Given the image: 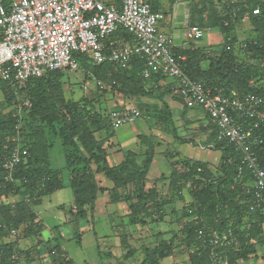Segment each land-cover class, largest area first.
Masks as SVG:
<instances>
[{"label":"trees","instance_id":"16d2710c","mask_svg":"<svg viewBox=\"0 0 264 264\" xmlns=\"http://www.w3.org/2000/svg\"><path fill=\"white\" fill-rule=\"evenodd\" d=\"M247 1V4L240 7L238 16H243L256 5L254 0ZM202 11L203 18L200 25L206 29L218 28L225 34L226 39L217 49H209V51L199 47H174L173 52L183 72L212 89L226 91L237 89L242 94L257 92L264 95V64L256 59L264 58V47L251 46L252 54L249 57L253 60L249 57H237L233 50L227 49L228 44L238 39L232 16L235 13L234 10L231 8L227 15L222 16L216 0H210V2L202 0ZM227 19L231 20L229 26L225 25ZM251 22L253 25L251 32L254 36L250 38L264 41V6L260 15L251 16ZM126 36L129 39L127 32ZM78 56L81 59L80 68L83 65L89 69V72L85 71V74L88 73L86 78L102 80L112 85V90L117 89L127 96L148 94V82L157 76H162V74L154 73L150 78H144L143 61L137 56L134 57L129 68H117L111 63L95 64L85 55ZM205 60L210 61L208 69H204L201 65ZM253 79L257 85L251 83ZM64 84L61 70L49 71L40 77H31L21 88L0 77V109H2L0 112V198L5 200L0 203V239L9 233L10 228H19L22 225L24 226L23 236L36 234V227L40 225L35 222L37 217L35 206L39 205L44 197L63 188L61 172L53 168L50 160V150L55 140L59 139L64 149L65 168L69 174L77 215L82 218L88 216L86 206L94 205L97 193L101 189L96 179V172L99 171H104L115 183L112 198L114 200L123 198L129 202L132 223L137 222V216L141 222H144L146 217L155 222L162 221L167 213L165 206L177 197L183 198L184 191L189 188L192 202L185 205V210L179 218L183 226L180 229L181 235L174 232L173 236L166 238L162 232L158 234L159 240L156 246L151 249L145 248V258L140 264H162L163 259L174 253L176 239H180L189 251L191 264H213L209 251L202 247L204 245L200 238L201 230L205 233L211 229L221 233L228 228L233 230L234 235L240 240V246L228 248L227 255L231 264H239L238 261L246 260L255 251V243L252 241L256 238L258 242L262 241L260 236L264 234V215L255 220L251 211L253 200H247L248 196H244L242 182L236 179L241 155L233 143L229 140H220L224 142L225 154L224 156L222 154L219 166L226 175L223 174L218 178L215 188L210 179L211 174L205 175L210 172L208 164L187 157L180 158L181 154L178 151L171 150L167 156L170 158L174 155L175 160L173 159L174 168L169 177L170 193L162 199V195L155 186H146V175L153 162L155 143L148 140V147L140 152L143 156L142 163L137 162V153L129 151L126 153V161L115 167L109 166L106 150L103 148L104 142L96 135L101 130H112L110 112L107 111V115H102L103 111H106L104 108H107L101 104L102 93L98 92L95 97L84 95L68 100ZM101 91L103 92L102 89ZM26 101L29 103L26 104ZM6 107H11L9 112H4ZM20 107L21 116L18 115ZM24 112H28V115L25 116ZM35 120L38 125L34 126L35 128L28 136L29 141H20L28 149L29 154L16 166L12 178H7L3 161L16 144L11 134L17 135L18 125H20V132H24L25 123L28 125V122ZM54 123L58 124V128H55ZM43 125L51 127L53 133L46 131ZM245 126L253 131L250 144L264 165V122L255 128L251 120H247ZM214 133L219 140L215 125ZM110 136L106 139L108 140ZM246 178L248 180L249 175ZM203 181L206 184L201 186ZM129 184L135 186L130 194L122 195L118 192V189ZM9 196H15L17 199L10 202ZM182 219H184L183 222ZM17 244V242L16 244L0 242V264H23L24 261H35L37 252L34 246L22 250ZM48 249L56 250V254L64 253L60 246H48ZM15 250L20 255L18 260L11 258ZM135 251V248H129L128 253L124 255L125 258L133 256ZM72 263L73 259L60 255L50 264Z\"/></svg>","mask_w":264,"mask_h":264},{"label":"built area","instance_id":"2783aa9c","mask_svg":"<svg viewBox=\"0 0 264 264\" xmlns=\"http://www.w3.org/2000/svg\"><path fill=\"white\" fill-rule=\"evenodd\" d=\"M254 1L256 5L243 16L238 14L247 0H216V4L222 16L227 15L231 8L234 10L232 16L236 32L240 24H245L252 31L251 16L260 15L264 6V0ZM152 2L0 0V77L21 88L31 77H40L49 71L79 69L78 55H85L95 64L111 63L117 68H129L134 57H139L143 61L144 78L157 73L176 79L173 94L201 107L217 128V138L229 140L236 146L241 155L236 179L243 182L249 175L248 180L253 181L251 209L259 208L264 213V165L250 144L253 131L245 126L247 120H251L255 128L264 122V95L257 92L242 94L237 89H212L186 75L173 52V36L159 28L165 13L156 10ZM230 24L231 20L227 19L225 25ZM121 30L127 32L132 41L114 39ZM205 32L206 29L197 24L189 27V36L193 40L202 39ZM251 46L264 47V41L250 37L237 39L228 44L227 49L233 50L239 58H246L252 54ZM94 80L102 90L113 89L102 80ZM89 83L85 82L83 87L88 88ZM251 83L257 85L255 79ZM18 115L21 116V107ZM139 117L140 112L135 105L122 106L110 112L113 128L134 123ZM17 128V135L13 138L16 144L3 161L7 178H12L16 166L29 154L18 138L20 125ZM8 199L15 201L12 196ZM4 201L0 198V203ZM23 230L24 227H12L9 234L19 238ZM200 238L213 264H231L227 250L240 246V240L231 228L222 233L216 229L207 233L201 230ZM11 258H20L17 250ZM23 264L36 262L24 261Z\"/></svg>","mask_w":264,"mask_h":264},{"label":"crops","instance_id":"0c3cea01","mask_svg":"<svg viewBox=\"0 0 264 264\" xmlns=\"http://www.w3.org/2000/svg\"><path fill=\"white\" fill-rule=\"evenodd\" d=\"M152 3L156 10L165 13V19L160 21L159 28L173 36L175 48L199 47L209 51V49H217L218 46L224 43L226 39L225 34L218 28L206 29L207 32L205 40L200 41L190 38L189 27L193 23L201 26L200 22L203 18L202 0H153ZM238 29L246 30L249 34L251 31L245 26V24L238 25ZM114 37V39L121 41H132L130 35L129 39H127L128 37L126 36V32L124 30H121ZM201 65L204 69H208L210 61L205 60ZM175 85L176 79L162 75L157 76L148 82L147 86L149 93L144 95L127 96L123 92L115 89L103 90L102 92L101 89L98 88L99 92L102 93L103 102L105 101L102 105L107 107L109 112L122 106L129 105H135L140 112V117L136 121L138 122V125L126 124L119 128L112 127V130L110 131L101 130L96 133L97 138L104 142L103 148L106 150L107 163L111 167L122 164L126 161V153L129 151L138 154L137 162L140 163L143 159L140 152L148 147V140H152L155 143V154L153 162L146 175V180L152 183L149 187L155 186L163 197H167L170 193V178L164 179L163 181H161L160 178L164 173L166 178L170 177L169 171L172 172V166L170 163L171 159L166 156L171 150L174 152L175 150L178 151L182 156L184 153L192 154L191 151H193L188 147V140H182L181 137L184 136H181L180 133L182 134L187 127L192 126L197 127L199 130L204 129V132H211L208 124L211 123L214 125L201 107L195 104H190L185 98L173 94L172 89ZM92 88L93 86L89 85L87 89L83 88V90L91 92L94 90ZM89 89L91 90L89 91ZM95 90H97V88H95ZM96 95L97 93H94L93 91L92 96L95 97ZM109 135L111 136L107 140L106 138ZM209 136L210 135L207 137V135H205L206 138L204 137V139L208 140L207 138H209ZM58 142L61 143L59 139H56L54 146L50 150V160L53 168L60 170L61 172L63 188L58 191H65L62 195H67L68 199L63 201V196L61 195L58 198L59 200L57 204H52V200H49L50 204L48 205L46 198L50 195L44 197L42 202L35 206V212L37 214L35 222L40 225L39 227H36V234L28 237L22 235L19 238H16L8 233L0 239V242H15V244L17 242L18 248L22 250L34 246L35 251L37 252L35 256L36 264H50L60 255H64L67 259H73L70 257L69 251L64 247L62 243L63 240L72 241L75 239L78 244H81L84 233L86 231H91V233L94 232L96 239H98V247L102 249H99L100 252L104 254L105 258H102V262L104 264H112L111 258L113 256H115V259H119L121 264L125 263L122 259V257L125 258V256L117 254L115 251L121 244L130 243L129 237L120 240V236L117 232L114 233L113 231V233H111V231L108 230L107 233L103 234V232H101L98 236L97 232H99V229H103V226H107L108 228L112 227V229L115 228L116 230L126 228L131 222L129 219L132 211L130 209L129 202L123 198L119 200H114L112 198L115 183L106 175L104 171H99L96 172V179L98 186L101 189L97 193L94 205L86 206L88 211L87 217L82 218L78 216L77 208L74 209L75 204L73 194L70 196L68 191L70 190L72 192L70 188L69 174L65 168V156H63L64 161L60 162V160L63 159L61 155L62 153L64 155V149L63 147L60 149L56 148ZM175 144H179V146L176 147ZM201 147L205 146L201 145ZM206 147H208V145H206ZM55 149L59 150V155L58 153L54 155ZM194 153L196 157H193L192 155L189 157H193L192 159L200 161L209 159L212 155H215L214 157L217 163L221 159L219 154L220 152L211 153V150L207 148H202V150L196 149ZM59 156L60 159L58 158ZM94 168L96 169L97 166L95 165ZM249 181V185L253 187V181ZM162 190H165V192ZM119 191L120 194H123L121 189H119ZM183 194V198L177 197L165 206L167 213L160 223L164 225V227L166 226L165 230L167 231H163L164 229L160 231L166 238L173 236L174 229L178 232L183 227L179 218L185 210V205L192 202V197H189L191 196L190 193L189 195H186L185 193ZM179 203H182V206H180ZM251 211L253 212L255 220H258L264 215L259 208ZM171 216L173 218H171ZM184 219H186V217H184ZM170 222L172 223L170 224ZM174 224H177V228L175 227L171 229ZM21 227L24 226L22 225ZM43 233L46 236H44ZM260 237L262 238L261 242H258L257 238L252 241L255 243V251L251 253L246 260L241 259L238 261L239 264H264V234ZM177 240H179L178 243H176ZM175 244L176 246L180 244L184 252L182 250L180 251L175 249L172 255L162 260V264H170L171 261H173L172 258H177L176 256H181V258L187 257L189 260L188 263L191 264L189 252L185 249V246L180 239H176ZM48 246H60L61 251L64 253L56 254V250L49 251ZM126 263L128 264V261ZM72 264H74V260Z\"/></svg>","mask_w":264,"mask_h":264},{"label":"rangeland","instance_id":"374dc122","mask_svg":"<svg viewBox=\"0 0 264 264\" xmlns=\"http://www.w3.org/2000/svg\"><path fill=\"white\" fill-rule=\"evenodd\" d=\"M209 2H210V0H209ZM206 6H208V3H206ZM208 15H209V12H208ZM206 32H207V30H206ZM206 32H205L204 37L202 39H200V41L205 40ZM236 33H237L236 35H237L238 39H248L249 37H251V36L253 37L254 36L253 32H251L249 34V32H247L246 30L238 29V31ZM256 59L259 62L261 61L260 63L264 64V58L259 60L260 58L258 57ZM79 60H80V63H81V59L80 58H79ZM86 67L87 66L81 65V68L79 67V69H76V70L75 69L61 70L62 76H63V80L65 81L64 88H65V93H66V97H67L68 100H70L72 97L77 99V98H79L81 96H84V95L92 96L93 95V91H94V93L95 92L96 93L99 92L98 86L96 85V82H95L94 78L93 79L86 78V74H88L87 72H89V69H87ZM85 71H87L86 74H85ZM85 80L90 82L89 83L90 86H93V88H92V89H94L93 91L87 92V91L83 90L84 87H82V85L86 82ZM95 88H97V90H95ZM84 89H87V88H84ZM90 90L91 89H89V91ZM115 90H117V89H115ZM100 100H101V104H103L105 102V101L103 102L102 98H100ZM99 104H100V102H99ZM96 105H98V103H96ZM98 106L100 107V105H98ZM10 109H11V107H6L4 109V112H9ZM104 109H106V111H103L104 113H102V115H107L108 114V112H107L108 110H107V108H104ZM24 115L25 116L28 115V112L27 113L24 112ZM131 124L138 125V122H134V123H131ZM35 125H38L37 120H35V121L31 122V123L28 122V125L25 123L24 132L23 131L20 132L19 137H18L19 140L20 141L22 140L23 142L24 141L26 142V140H27V142H28L29 141L28 136L33 131V129L35 128L34 127ZM54 125H55V128H58V124L57 123H54ZM208 126H209V129H211V132H208L206 130H205L206 132H204V129L199 130L197 127L192 126V127H187L182 134L180 133L181 136L185 137V138L181 137L182 140L183 139L184 140H188V143H189L188 147L193 150V151H191L192 154L184 153L185 156L184 155L183 156L180 155V158H183V157L190 158L189 157L190 155H192L193 157H196L194 155L195 154L194 153L195 150L196 149L202 150V148L210 149L211 153L212 152H215V153L216 152H220L219 153L220 154V158H221L222 154L224 156V154H225L224 153V142H223L224 140L220 141V140L216 139V134L214 133V125L209 123ZM43 127H46V131H48L49 133H53L52 132L53 129L51 127H48V125H43ZM139 128H141V127H139ZM119 130H121V129H119ZM49 135H51V134H49ZM205 135H207V137H208V135H210L209 138H207L208 140L204 139ZM11 137H12V140H13V138L16 137V134L12 133ZM59 143L60 142H58L57 145H56L57 146L56 148H58V149L62 148L61 143L60 144ZM222 144H223V147H221ZM201 145L205 146V147H201ZM206 145H208V147H206ZM175 146L178 147L179 144H175ZM54 152H55L54 155H56L57 153H58V155L60 154L59 150H57V149H55ZM175 152H176V150H175ZM63 156L64 155L62 153L61 157H63ZM173 156H170L171 166L174 165V164H172L174 162V160H175L174 159L175 157H173ZM214 156L215 155H212V156L209 157V159H206V160L201 161V162L209 165L210 172H208L205 175L209 176L211 174L212 177L210 179L212 180V183L214 184V188H215L216 184L218 182V178L223 176V174L226 175V173L224 172L222 167L219 166L220 161L217 163V161H216ZM166 157H168V156H166ZM193 157H191V159ZM58 158L60 159V156ZM172 159H174V160H172ZM194 160H197V159H194ZM61 161H64V157H63L62 160H60V162ZM173 168H174V166L172 167V172H173ZM172 172L169 171V176L171 175ZM61 178H62V176H61ZM168 178L169 177L166 178L165 173H164V174H162V177L160 178V180L163 181L164 179H168ZM205 184H206V182L203 181L201 186H203ZM249 184H250V181L247 180V178H245L243 180V182H242L243 193H244V196L245 195L248 196L247 200H253L252 193H251V185H249ZM146 185H147V187H149V186L152 185V183L148 182V180H146ZM120 189H121V191L123 193L122 195L127 194V193L130 194L132 191H134L135 186L133 184H129L127 186L121 187ZM188 189L184 192L186 195H189ZM68 191H69V195L71 196L72 192L70 190H68ZM162 191L165 192V190H162ZM64 192L65 191H58V192H55L54 194H51L49 197L46 198V201L48 202L47 204L48 205L50 204L49 200H52V202H53L52 204H57L58 200H59L58 199L59 196H61ZM118 192H120L119 189H118ZM62 196H63L62 197L63 201H66L68 199L67 195H62ZM189 197L191 198V196H189ZM12 199L14 201V200L17 199V197L12 196ZM162 199H163V196H162ZM242 201H243V199H242ZM179 204H180V206H182V203H179ZM136 218H138L137 222L136 223L130 222V224L126 228L117 229L116 230L115 228L112 229V227L108 228L107 226H103L104 228L103 229L102 228L99 229V232H97V236L101 232H103V234L107 233L108 230H110L111 233H113V231H114V233L117 232L118 235L120 236V240H123L124 238L129 237V242L130 243L123 244V245L121 244L120 246L117 247L118 249L115 252L117 254H122V256H123V255L128 253V250H129V248L131 249V247L135 248L136 251H135L134 255L132 257H130V258H124V257L121 256L122 259L124 260L123 262H125V263H122V264H127L126 263L127 261H128V264H140L142 262V260L145 258V248H148V249L154 248L156 246L158 240H159L158 239L159 238L158 234L161 233L160 230L164 229L163 231H167V230H165L166 226L164 227V225H162L160 222L152 221V219L149 218V217L144 218V222H141V220H139L138 216ZM171 218H173V217L171 216ZM183 221H184V219H182V222ZM171 223L172 222H170V224ZM101 225H102V223H101ZM176 225L174 224V226L171 229L175 228ZM168 228H169V226H168ZM173 231L177 232V231H175V229ZM67 233H68V230H67ZM177 233L181 235V231L180 230ZM43 235L46 236L44 233H43ZM95 236L96 235L94 234V232L91 233V231H86L84 233V236L82 237V240H81V244L82 245L78 244L75 239L74 240L70 239L72 241H69V240L64 241L63 240L62 243H63L64 247L69 251V255H70V257L73 258L74 264H104L102 262V260L105 257H104V254L101 253L100 250H99L101 248L98 247V242H97L98 239H96ZM123 236H125V237H123ZM178 242H179V240H177L176 243H178ZM175 249L181 251L182 250V246L180 244H178ZM114 257L115 256H113L111 258L112 259V261H111L112 264H121V262H119V259H115ZM176 257L177 258H175V257L172 258L173 261H171L172 259L170 260L171 261L170 264H189L188 263L189 260H188L187 257H183V258H181V256L180 257L176 256ZM168 262H169V260H168Z\"/></svg>","mask_w":264,"mask_h":264},{"label":"bare ground","instance_id":"6f19581e","mask_svg":"<svg viewBox=\"0 0 264 264\" xmlns=\"http://www.w3.org/2000/svg\"><path fill=\"white\" fill-rule=\"evenodd\" d=\"M115 38V37H114Z\"/></svg>","mask_w":264,"mask_h":264}]
</instances>
